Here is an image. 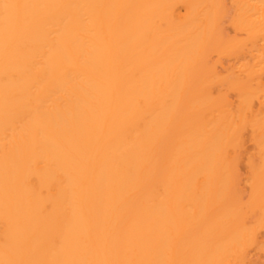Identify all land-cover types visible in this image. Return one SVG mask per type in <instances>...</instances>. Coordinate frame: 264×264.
<instances>
[{
	"label": "bare ground",
	"instance_id": "obj_1",
	"mask_svg": "<svg viewBox=\"0 0 264 264\" xmlns=\"http://www.w3.org/2000/svg\"><path fill=\"white\" fill-rule=\"evenodd\" d=\"M262 258L264 0H0V264Z\"/></svg>",
	"mask_w": 264,
	"mask_h": 264
},
{
	"label": "rangeland",
	"instance_id": "obj_2",
	"mask_svg": "<svg viewBox=\"0 0 264 264\" xmlns=\"http://www.w3.org/2000/svg\"><path fill=\"white\" fill-rule=\"evenodd\" d=\"M228 2H229V9H228L229 11H228V14H227V16H225L224 21H223V30L225 31V33H227L229 35H234L235 31H234L233 26H232L231 21H230L232 8H231V5H230V1H228ZM215 57L217 58V55H215ZM233 62H234V58L226 57V58L223 59V62H221L219 64V68L222 69V70H225L226 67L231 65ZM251 147H252V142L248 141L246 143L245 149H250ZM242 168H243V171H244V166ZM251 256L253 258H258L259 257L258 251L254 250L252 252ZM261 260H264V258H262Z\"/></svg>",
	"mask_w": 264,
	"mask_h": 264
}]
</instances>
